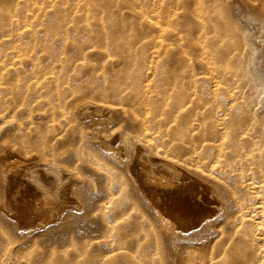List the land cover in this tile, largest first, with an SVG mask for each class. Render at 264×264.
I'll use <instances>...</instances> for the list:
<instances>
[{
	"label": "bare ground",
	"instance_id": "obj_1",
	"mask_svg": "<svg viewBox=\"0 0 264 264\" xmlns=\"http://www.w3.org/2000/svg\"><path fill=\"white\" fill-rule=\"evenodd\" d=\"M241 1L248 12L239 15L241 25L258 54L252 70L264 94V0ZM216 2H169L171 16L182 7L194 23L188 32H173L179 74L128 69L115 73L113 88L93 86L94 74H82L87 79L71 88L70 98L59 94L70 81L53 76L50 85L17 88L0 101V221L22 243L97 221L102 233L91 239L111 246L112 233L133 216L128 235L146 220L168 239L173 263L183 262L185 251L213 247L226 227L245 234L247 263L264 262V122L244 90L252 74L233 68L239 55L222 53L210 37ZM155 23L154 31L162 30ZM150 77L145 97L121 89L129 83L149 90ZM40 104L46 107L32 106ZM7 117L13 119L5 123ZM113 251L90 260L112 261ZM202 258L186 264H205Z\"/></svg>",
	"mask_w": 264,
	"mask_h": 264
},
{
	"label": "rangeland",
	"instance_id": "obj_2",
	"mask_svg": "<svg viewBox=\"0 0 264 264\" xmlns=\"http://www.w3.org/2000/svg\"><path fill=\"white\" fill-rule=\"evenodd\" d=\"M84 1L89 3L88 7L79 6L76 0H0V101L15 96L17 88L34 92L50 85L53 76L70 81L59 93L70 98L71 88H81L86 81L82 74H94L93 86L113 88L111 81L119 71L139 68L169 74L182 71L181 63H172L179 52L174 34L188 32L194 28V23L190 12L182 7L171 16L169 2L174 0ZM236 5L240 6V11ZM210 10L216 19V29L210 37L222 53L234 51L239 55L237 60H232L233 68L241 65L243 73L252 74L248 76L253 83L245 84L244 90L253 115L264 122V94L252 70L254 56L258 54H252L243 29L246 27L241 25L239 16L248 12L241 0H218ZM145 11L146 17L143 16ZM155 19L160 27L162 25L159 32L154 31ZM189 46L186 44L184 48L189 49ZM102 72L107 73L105 78ZM149 79V90L129 83L121 89L130 98L140 99L151 91V77ZM55 98L54 95L52 99ZM11 119L13 117H7L4 122ZM133 222L131 216L127 224H121V228L112 233V245L103 246L91 239L102 233L97 221L75 224L60 234L46 233L35 243H22L10 226L0 221L6 230L0 233V264H186L199 255L205 264H249L247 258L251 249L246 247L242 231L234 232L226 227L213 247L193 253L197 255L191 258L193 254L185 251L183 262L173 263L170 244L163 233L143 220L145 227L136 228L134 234L128 235ZM138 239H141L139 245L134 244ZM107 248L114 249L110 254L112 261L90 260Z\"/></svg>",
	"mask_w": 264,
	"mask_h": 264
}]
</instances>
